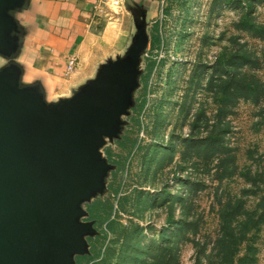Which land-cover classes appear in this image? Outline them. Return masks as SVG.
I'll return each mask as SVG.
<instances>
[{"label": "rangeland", "instance_id": "rangeland-1", "mask_svg": "<svg viewBox=\"0 0 264 264\" xmlns=\"http://www.w3.org/2000/svg\"><path fill=\"white\" fill-rule=\"evenodd\" d=\"M137 2L151 36L144 73L104 150L116 169L87 205L100 235L78 264H226L232 253L264 264V0ZM97 18L75 53L93 76L136 31L125 0H101ZM241 81L256 82L251 95Z\"/></svg>", "mask_w": 264, "mask_h": 264}, {"label": "water", "instance_id": "water-1", "mask_svg": "<svg viewBox=\"0 0 264 264\" xmlns=\"http://www.w3.org/2000/svg\"><path fill=\"white\" fill-rule=\"evenodd\" d=\"M32 0H0V264H78L100 235L87 205L116 169L104 150L136 106L151 41L148 10L125 0L135 34L69 97L50 101L20 62Z\"/></svg>", "mask_w": 264, "mask_h": 264}, {"label": "crops", "instance_id": "crops-1", "mask_svg": "<svg viewBox=\"0 0 264 264\" xmlns=\"http://www.w3.org/2000/svg\"><path fill=\"white\" fill-rule=\"evenodd\" d=\"M100 1L32 0L31 8L22 14L21 21L28 29L20 57L27 70L25 80H41L50 101L71 96L94 77L80 67L73 73L67 68L70 56L80 50L83 38L97 24Z\"/></svg>", "mask_w": 264, "mask_h": 264}, {"label": "trees", "instance_id": "trees-1", "mask_svg": "<svg viewBox=\"0 0 264 264\" xmlns=\"http://www.w3.org/2000/svg\"><path fill=\"white\" fill-rule=\"evenodd\" d=\"M255 83L256 82H252V81H250V82H242L241 81V83H239L237 93H240L242 95H247V93H248V95H251L253 93V91L255 90V87H256ZM226 228H227V231L224 232V235L220 239L219 248L220 249L223 248V250H224V247H225V249L227 248L226 252H229L231 250L230 248L233 247V244L231 245V238H232L231 236L234 234V232L231 231L232 230L231 226H227ZM225 260H226V264H241L244 261V259H242V258L236 260L233 253L230 254L229 258L228 257L225 258Z\"/></svg>", "mask_w": 264, "mask_h": 264}, {"label": "built area", "instance_id": "built-area-1", "mask_svg": "<svg viewBox=\"0 0 264 264\" xmlns=\"http://www.w3.org/2000/svg\"><path fill=\"white\" fill-rule=\"evenodd\" d=\"M77 57L75 55L70 56L69 62H68V73H71L75 70L77 66Z\"/></svg>", "mask_w": 264, "mask_h": 264}]
</instances>
